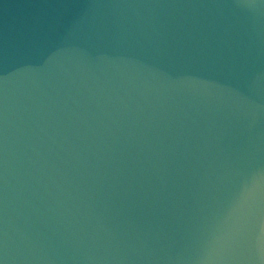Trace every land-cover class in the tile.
Returning a JSON list of instances; mask_svg holds the SVG:
<instances>
[{
  "label": "water",
  "instance_id": "obj_1",
  "mask_svg": "<svg viewBox=\"0 0 264 264\" xmlns=\"http://www.w3.org/2000/svg\"><path fill=\"white\" fill-rule=\"evenodd\" d=\"M0 264H264V0H0Z\"/></svg>",
  "mask_w": 264,
  "mask_h": 264
}]
</instances>
